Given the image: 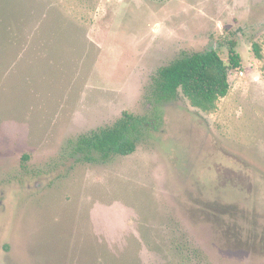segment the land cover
Instances as JSON below:
<instances>
[{"label": "rangeland", "instance_id": "374dc122", "mask_svg": "<svg viewBox=\"0 0 264 264\" xmlns=\"http://www.w3.org/2000/svg\"><path fill=\"white\" fill-rule=\"evenodd\" d=\"M230 42L213 113L151 101L160 67ZM123 111L161 122L73 155ZM176 240L264 264V0H0V264H184Z\"/></svg>", "mask_w": 264, "mask_h": 264}, {"label": "trees", "instance_id": "16d2710c", "mask_svg": "<svg viewBox=\"0 0 264 264\" xmlns=\"http://www.w3.org/2000/svg\"><path fill=\"white\" fill-rule=\"evenodd\" d=\"M255 52H259L257 46ZM227 53V62L211 50L182 56L160 67L151 78V101L155 105L163 104L174 101L181 94L191 107L205 114L213 113L218 101L229 92V70L241 66L234 42L229 43ZM160 122L161 116L157 113L147 118L123 111L121 117L111 125L79 136L73 147V155H81L84 162L103 163L114 156H129L135 152L141 134L157 129ZM172 244L184 264L201 260L200 249L190 248L179 240Z\"/></svg>", "mask_w": 264, "mask_h": 264}]
</instances>
